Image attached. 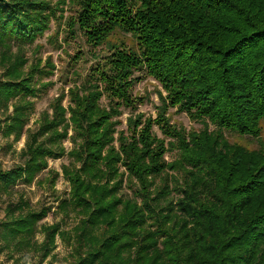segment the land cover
Listing matches in <instances>:
<instances>
[{"label":"trees","instance_id":"trees-1","mask_svg":"<svg viewBox=\"0 0 264 264\" xmlns=\"http://www.w3.org/2000/svg\"><path fill=\"white\" fill-rule=\"evenodd\" d=\"M66 1L76 6L68 19L70 33L77 26L89 44H106L109 53L82 86L69 88L68 106L64 93L54 98L52 111L43 112L34 131L26 128L34 108L28 97L36 96L40 86L31 76L16 79L24 59L5 68L0 111L9 114L0 118V131L18 138L25 129L30 132L21 162L0 169V189L10 191L19 180L34 182L50 158H71L62 165L69 197L60 200L58 210L85 215L75 228L76 264H264V142L251 149L225 135L261 137L264 0L59 4ZM56 11L46 0H0V52L12 41L34 42ZM118 32L131 35L133 42ZM243 41L248 46L241 47ZM137 70L156 79L166 95L159 91L156 118L141 113L130 117L126 134L118 130L121 106L144 101L132 93ZM31 71L43 72L40 62ZM104 95L109 106L101 103ZM174 107L203 128L177 125L169 111ZM68 138L74 143L70 150L63 146ZM169 151L178 153L172 162L165 159ZM49 171L54 185L60 173ZM150 176H162V185L153 191ZM132 177L140 182L135 193L141 204L135 197H115L125 183L133 184ZM173 192L176 200L168 202ZM27 206L21 196L6 208L0 253L31 248L48 208ZM146 214L152 220L149 228ZM59 225L42 226L50 243Z\"/></svg>","mask_w":264,"mask_h":264},{"label":"rangeland","instance_id":"rangeland-1","mask_svg":"<svg viewBox=\"0 0 264 264\" xmlns=\"http://www.w3.org/2000/svg\"><path fill=\"white\" fill-rule=\"evenodd\" d=\"M52 4L53 7L57 6L56 16L52 17L49 21V27L44 34L39 35L38 38L32 43L20 44L17 41H12V46L3 47L0 52V78L6 80L2 76L8 77V70L5 69L11 64L17 62V59H24L18 75L17 80L24 79L31 76L36 81V86L39 91L36 96H29L28 98L34 101V108L30 112L29 121L26 128L34 131L38 126L40 116L45 111L51 112V103L54 98L65 94L63 104L69 105V88L72 86H82L93 67L103 59L108 52L107 45L93 46L89 44L86 37L81 31L75 27L73 33H70L68 26V19L75 15L76 6L68 1L65 4H59L61 0H46ZM63 1V0H62ZM63 10V11H61ZM62 12V13H61ZM120 38H124L128 43H132V37L129 34L118 32ZM21 45V46H18ZM24 55V58H23ZM40 62V68L43 72L38 71L32 74V68L35 64ZM50 64L54 67L51 68ZM7 70V73H6ZM51 73H48V71ZM139 78L133 87V95L142 97L143 102L137 103L135 107L122 105L121 109L123 114L120 116V125L118 130L130 134L129 118L137 114H144L146 117H157V105L161 103L159 91L161 90L166 95L162 85L153 77L146 74L144 70H137L134 74ZM47 83L46 86L42 85ZM110 98L104 95L101 103L104 106H109ZM13 111V106H10L9 112ZM170 116L172 121L179 126H184L186 129L200 130L203 124L200 121L192 120L186 113L177 112V108H170ZM7 114L6 111H0V118H4ZM213 127V126H212ZM29 131L23 132V135L18 138L15 134L6 135L0 131V169H10L22 160L21 151L25 147L27 135ZM156 133L163 137V133L158 128L154 127ZM120 131V132H121ZM69 134H73V129H70ZM116 133L115 137H118ZM226 137L230 142L241 143L251 149L259 148L261 142H264V124L260 138H253L247 135H241L236 132H225ZM71 138L63 141V146L70 150L73 147ZM117 145V143L115 142ZM178 153L176 151H169L165 154L167 162H172ZM71 158L67 155L61 158H50L49 167L40 172L35 181L32 183H25L19 180L10 191L4 192L0 189V222L7 219L6 208L11 204L19 201L21 196L28 202V208L40 210L45 207L48 208L46 216L40 219L37 223V232L32 238L31 248H22L19 250L13 249L11 252L4 249L0 253V263L3 264H76L78 261L76 253V239L77 233L75 228L79 226L81 220L85 215H77L74 211L70 210L67 214L58 210V203L61 199L69 197L70 185L67 179L63 176L62 165L69 164ZM49 169L59 172L56 181L51 184L50 179L54 173ZM121 171L127 170L121 166ZM172 173L173 171H170ZM126 177V176H125ZM133 181L125 183L123 188L116 193L115 197L127 196L135 197L141 202L140 197H136L135 187L140 186V182L131 178ZM148 180L154 184L152 191L159 188L163 181L162 176L154 178L148 177ZM135 184V185H134ZM175 194L173 192L171 197L167 199L168 202H173L176 198L171 199ZM176 197V196H174ZM166 201V202H167ZM141 204V203H140ZM163 204L165 202L163 201ZM118 210H124V205L117 206ZM147 222L146 228H149L151 219L146 214ZM60 224L59 231L55 234L53 243L49 242L46 232L43 230V225ZM79 233V231H78ZM75 239V241H74ZM4 244V243H2ZM14 253V255H12Z\"/></svg>","mask_w":264,"mask_h":264},{"label":"snow or ice","instance_id":"snow-or-ice-1","mask_svg":"<svg viewBox=\"0 0 264 264\" xmlns=\"http://www.w3.org/2000/svg\"><path fill=\"white\" fill-rule=\"evenodd\" d=\"M246 46H248V41H243L241 47H246Z\"/></svg>","mask_w":264,"mask_h":264}]
</instances>
